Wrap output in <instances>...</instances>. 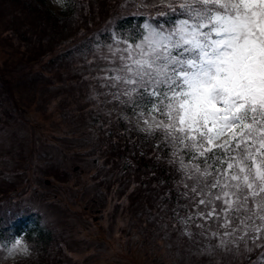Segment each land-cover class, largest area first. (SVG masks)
Segmentation results:
<instances>
[{
  "label": "rangeland",
  "instance_id": "obj_1",
  "mask_svg": "<svg viewBox=\"0 0 264 264\" xmlns=\"http://www.w3.org/2000/svg\"><path fill=\"white\" fill-rule=\"evenodd\" d=\"M119 1H126L119 7L131 11L139 0H92L100 8L93 15L102 17L97 23L105 21ZM52 2L55 11L64 9L57 0ZM15 11L9 3H1L0 25L20 19ZM23 19L26 27L33 21L31 16ZM145 23L154 26L149 20ZM34 30L31 23L26 36L11 34L10 40L0 41V201L5 199L0 204V219H17L20 206L39 211L40 224H46L44 234L51 238H47L50 248L31 261L28 255H10L13 243L0 241V264H35L41 259L44 264H253L248 259L264 251V241L255 246L251 240L247 245L238 242V247L232 243L218 246L219 237L201 235L196 225L206 221L198 217L186 225L182 223L185 218L178 216L176 227L161 223L158 219L165 216L166 203L158 206L156 214L147 204H154L157 197L137 200L146 187H133L126 194L127 183L112 187L123 173L117 162L108 163L113 152L103 147L106 139L99 135L96 121L107 108L115 111V106L96 98L105 87L104 70L109 66L105 56L111 57L108 46L116 47L117 32L111 43L99 46L101 66H92L95 58L88 67L77 69L75 62H86L92 56L85 48L95 32H88L71 47L70 32L58 34L52 29V37L69 38L41 64H33ZM64 45L67 49L62 50ZM58 54L64 56L58 58ZM76 76L85 79L74 82ZM142 213L147 216L135 220ZM5 225L0 220V228ZM52 229L62 234L54 235ZM53 237L62 242L55 244Z\"/></svg>",
  "mask_w": 264,
  "mask_h": 264
},
{
  "label": "snow or ice",
  "instance_id": "obj_2",
  "mask_svg": "<svg viewBox=\"0 0 264 264\" xmlns=\"http://www.w3.org/2000/svg\"><path fill=\"white\" fill-rule=\"evenodd\" d=\"M159 3L160 15L184 18L168 29L145 23L138 43L116 39L103 86L134 105L142 131L162 132L173 156L189 155L179 164L193 181L184 195L195 211L182 223L211 220L218 246H255L264 241V0ZM8 252L29 249L18 239Z\"/></svg>",
  "mask_w": 264,
  "mask_h": 264
},
{
  "label": "trees",
  "instance_id": "obj_3",
  "mask_svg": "<svg viewBox=\"0 0 264 264\" xmlns=\"http://www.w3.org/2000/svg\"><path fill=\"white\" fill-rule=\"evenodd\" d=\"M78 1L80 0H68L67 12H64L67 15L65 16L55 13L47 0H0V4L9 3L11 7H14L16 10L15 15L20 17V19L12 21L9 25H4V27L0 26V41L10 40L12 38L11 34L14 36L16 34H20L22 37L23 35L26 36L28 30H30L31 23H34L35 33L33 38L36 40L34 44L36 45V50L33 55L34 57L31 58L30 61H37L47 52H52L53 44L58 43V39L55 38V36L58 35L54 34L55 36L52 37L50 34L52 29L57 30L58 34L60 31L66 30L70 32V36H76L79 34L76 33V30L80 28L83 19L88 20L89 14H96V11L100 9L98 6L96 7L93 5L92 1L86 0L83 4L84 8L80 9L77 17L74 18V11H76L77 6L80 4ZM143 1L155 5L157 10L163 5L159 3V0ZM15 4L17 8L14 6ZM112 8L113 7L109 9L108 14L114 12L118 19L123 17V19L118 22L121 31L133 35L138 29L140 30L139 22L143 20L138 19L137 13L124 18L125 13L118 11L119 8L117 5L116 9L113 10ZM157 10L156 13L162 18V15H160ZM138 11L139 10H136V12ZM28 16H31L33 21L26 27L23 17ZM178 17L179 16L176 14H173L171 17L167 16L165 23L170 24L169 20L174 22ZM99 19H101V17H93V21L88 27L92 24H96ZM63 25L66 26L64 29H61ZM72 27H74V31H72ZM65 38L66 37H59V42L64 41ZM100 130H102L104 136L108 137L103 146L107 150L111 149L113 152L111 156H114L109 158L108 163L117 162L116 166H120V168L122 166L124 169L121 168V170L126 173L124 177L129 178L132 187L152 183L151 185L147 184L149 190H156L161 184L164 185V183L168 181H174L178 189L180 188L184 191H188L184 185H190L191 182L185 174V171L180 168V157L172 155L173 147L169 141L164 139L162 132L156 131L149 133L135 127L130 128L128 122L125 121L122 116L111 123L105 119ZM183 159L185 163L190 162V157L187 152L183 154ZM178 170L182 173V177ZM131 185L127 188L125 194L131 189ZM163 195L168 197L166 192H163ZM177 196L180 197L179 194H177ZM173 199L175 200L174 194ZM36 227V222L31 219H17L11 223V225L0 230V235H5L10 241H14L20 236H26L28 239L34 238V240L41 239L44 246L43 248L38 247L37 250L42 256L47 253L50 243L48 239L51 238L49 235L39 231ZM42 261L45 260L41 259L40 263Z\"/></svg>",
  "mask_w": 264,
  "mask_h": 264
}]
</instances>
